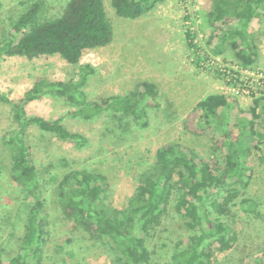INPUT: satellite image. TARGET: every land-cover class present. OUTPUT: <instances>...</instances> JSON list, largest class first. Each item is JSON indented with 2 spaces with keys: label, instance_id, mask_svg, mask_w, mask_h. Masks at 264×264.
I'll list each match as a JSON object with an SVG mask.
<instances>
[{
  "label": "rangeland",
  "instance_id": "1",
  "mask_svg": "<svg viewBox=\"0 0 264 264\" xmlns=\"http://www.w3.org/2000/svg\"><path fill=\"white\" fill-rule=\"evenodd\" d=\"M112 28V40L104 46L83 52L76 65L58 56L3 57L0 63V95L17 102L39 79L67 83L75 80L81 67L89 65L95 73L88 77L83 90L88 103L115 95H124L148 82L155 85L161 107L148 110L149 127L141 129L132 119L104 113L93 121L70 116L75 107L63 99L44 96L25 106L27 116L61 120L69 131L87 137L90 145L76 148L52 134L30 126L26 141L38 171L39 190L27 194L13 178L14 155L5 140L16 128L8 104L0 102V264H8L21 249L29 208L42 203L41 256L37 264H114L113 252L105 240L92 237L74 220L67 219L60 198L69 192L63 177L73 171L103 175L107 189L103 203L122 210L135 194L141 178L154 165L156 151L174 144L194 152L198 158L222 165L226 151L216 149L221 133L210 127L205 136L185 131V117L207 94H222L232 104L227 112L228 132L234 141L246 145V164L250 182L238 193V199L255 203L252 212L231 207L227 215L212 219L226 223L234 232L230 250L212 248L205 264H264V91L258 90L264 78V11L260 10L249 26V38L255 45L254 61L244 67L235 58L229 42L219 45V38L233 22L214 23L208 13L213 0H165L137 19L118 17L111 0H101ZM0 42L14 35L13 23L34 2L40 5L38 22L61 15L68 0H0ZM190 32L200 58L187 47ZM223 74H225L223 76ZM226 74L232 76L226 79ZM261 76V77H260ZM246 87L251 92H246ZM261 99L257 118H252L253 98ZM148 107L151 101L144 100ZM253 122V134L248 122ZM227 185L214 189L211 199L221 200ZM174 194L158 225L145 237L150 253L148 264H176L174 255L183 250L197 229H188L174 211ZM218 217V218H214Z\"/></svg>",
  "mask_w": 264,
  "mask_h": 264
},
{
  "label": "trees",
  "instance_id": "2",
  "mask_svg": "<svg viewBox=\"0 0 264 264\" xmlns=\"http://www.w3.org/2000/svg\"><path fill=\"white\" fill-rule=\"evenodd\" d=\"M165 0H111L118 17L137 19ZM1 8V2H0ZM40 5L31 4L12 25L14 35L0 42V63L3 57L58 56L70 65H76L86 50L104 47L112 40V28L106 18L101 0H68L61 15L52 20L38 22ZM264 11V0H213L209 19L214 23L233 22L223 32L219 45L229 42L235 58L244 67H249L255 56V45L249 38V26ZM187 47L199 59L198 49L190 32H186ZM95 70L89 65L80 68L75 80L67 83L39 79L17 102L0 95V102L10 106L16 128L5 140L13 150L11 172L23 190L34 195L39 190L38 171L35 167L31 147L26 141V130L30 126L41 132L52 134L60 141L76 148L90 145L87 137L69 131L61 120H46L40 116H27L25 106L44 96L63 99L75 107L70 116L83 121H93L104 113L129 117L141 129L149 127L148 110L161 107L158 90L154 84L143 82L140 87L124 95H115L88 103L83 90L89 76ZM225 74H223L224 76ZM151 101L148 107L144 100ZM261 99L253 98L252 118ZM232 104L222 94H207L186 115L184 129L193 135L205 136L213 127L221 133L216 149L226 151L222 165L198 158L192 151L182 150L167 144L155 153L154 165L146 171L135 194L122 210L107 207L103 203L107 189L106 178L98 173L73 171L66 174L62 184H69V192H61L60 198L67 219L74 220L92 237L105 240L115 256L114 264H148L150 253L145 247V237L156 227L165 214L172 197L177 193L174 211L188 229L199 234L191 235L183 250L174 255L176 264H205L210 262L212 248L219 252L230 250L235 242L233 230L217 215H227L231 207L238 205L244 212H252L255 203L238 199L250 182L246 145L242 139L234 141L228 132L227 112ZM253 134V122L243 126ZM227 185L226 195L219 201L211 199L214 189ZM42 203L36 200L29 208L26 232L20 252L8 264H37L41 256ZM218 218V217H214Z\"/></svg>",
  "mask_w": 264,
  "mask_h": 264
},
{
  "label": "built area",
  "instance_id": "3",
  "mask_svg": "<svg viewBox=\"0 0 264 264\" xmlns=\"http://www.w3.org/2000/svg\"><path fill=\"white\" fill-rule=\"evenodd\" d=\"M261 77V76H260ZM230 78H232V76H230L229 74H226V79L227 80H229ZM261 79L262 80H260L261 82L259 83V88H258V90H260V91H264V78L263 77H261ZM249 89H252V88H249V87H246V90H244V91H246V92H251V90H249ZM253 90V89H252ZM254 91V90H253Z\"/></svg>",
  "mask_w": 264,
  "mask_h": 264
}]
</instances>
